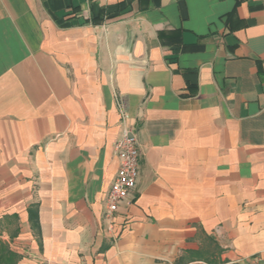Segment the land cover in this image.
Returning a JSON list of instances; mask_svg holds the SVG:
<instances>
[{"label": "crops", "instance_id": "obj_1", "mask_svg": "<svg viewBox=\"0 0 264 264\" xmlns=\"http://www.w3.org/2000/svg\"><path fill=\"white\" fill-rule=\"evenodd\" d=\"M0 238L17 264H264V0H0Z\"/></svg>", "mask_w": 264, "mask_h": 264}, {"label": "built area", "instance_id": "obj_2", "mask_svg": "<svg viewBox=\"0 0 264 264\" xmlns=\"http://www.w3.org/2000/svg\"><path fill=\"white\" fill-rule=\"evenodd\" d=\"M117 104L122 121L127 122L129 113L120 96H117ZM114 150L118 158V170L107 193L104 212V219L110 232H113L115 228V213L138 182L140 148L136 128L133 125H128V128L116 140Z\"/></svg>", "mask_w": 264, "mask_h": 264}, {"label": "trees", "instance_id": "obj_3", "mask_svg": "<svg viewBox=\"0 0 264 264\" xmlns=\"http://www.w3.org/2000/svg\"><path fill=\"white\" fill-rule=\"evenodd\" d=\"M36 222L37 216H31ZM21 256L11 249L8 243L0 238V264H17Z\"/></svg>", "mask_w": 264, "mask_h": 264}]
</instances>
